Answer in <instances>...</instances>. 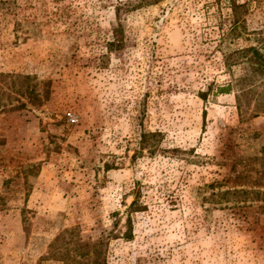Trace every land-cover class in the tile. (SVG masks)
I'll use <instances>...</instances> for the list:
<instances>
[{
    "label": "rangeland",
    "instance_id": "obj_1",
    "mask_svg": "<svg viewBox=\"0 0 264 264\" xmlns=\"http://www.w3.org/2000/svg\"><path fill=\"white\" fill-rule=\"evenodd\" d=\"M138 1L0 0V73L41 96L0 114V264H63L48 254L72 228L106 243V264H264L259 205L212 196L257 178L264 114L218 90L242 74L223 53L264 38V0H237L234 41L229 0ZM142 128L180 152L133 158ZM138 184L148 210L125 239Z\"/></svg>",
    "mask_w": 264,
    "mask_h": 264
},
{
    "label": "trees",
    "instance_id": "obj_2",
    "mask_svg": "<svg viewBox=\"0 0 264 264\" xmlns=\"http://www.w3.org/2000/svg\"><path fill=\"white\" fill-rule=\"evenodd\" d=\"M162 0H139V5L149 6L157 4ZM229 7L232 12L231 29L224 34V41L242 38L248 34L246 28L247 13L249 3H238L237 0H229ZM118 8V7H117ZM118 11V9H117ZM256 34V33H255ZM260 34V33H258ZM126 46L125 31L122 25L113 29L112 40L108 42L109 52H116ZM223 62L226 68L231 71L234 67H240L242 74L234 78L226 86L220 87L218 93L229 94L236 89L235 103L236 108L243 116L249 109L250 101L253 108V117L264 114V38L258 40V45L236 48L223 53ZM8 79H11L10 82ZM32 77L26 75H11L0 73V114L20 109L24 106L21 98H27L32 105L41 104V96L34 92ZM205 97L204 94H200ZM19 103L18 105L14 104ZM164 135L160 131L150 132L142 128L132 157L142 155L147 152L152 154H170L174 155L180 152L179 149L161 148ZM2 143H0L1 145ZM251 163L255 167L257 178L254 179V186L245 190L233 189L212 194L217 196L220 201H233L236 203L251 202L258 204V208L264 213V146L261 148L260 156L253 157ZM109 166V165H108ZM247 176H242L245 179ZM132 201L127 208L128 220L126 224L127 231L124 238L128 239L133 233L132 215L142 213L148 210L147 204L140 199L141 185L138 184L132 189ZM102 240L97 242L83 241L76 228L63 231L50 246L49 256L63 264H106L105 251L103 247L106 243Z\"/></svg>",
    "mask_w": 264,
    "mask_h": 264
}]
</instances>
